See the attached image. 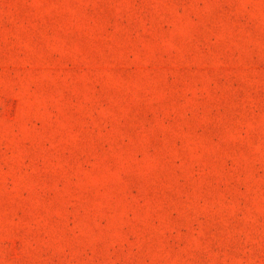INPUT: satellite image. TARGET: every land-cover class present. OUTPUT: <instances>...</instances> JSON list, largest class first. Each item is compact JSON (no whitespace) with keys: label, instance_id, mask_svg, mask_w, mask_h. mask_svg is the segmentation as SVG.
<instances>
[{"label":"rangeland","instance_id":"1","mask_svg":"<svg viewBox=\"0 0 264 264\" xmlns=\"http://www.w3.org/2000/svg\"><path fill=\"white\" fill-rule=\"evenodd\" d=\"M0 264H264V0H0Z\"/></svg>","mask_w":264,"mask_h":264}]
</instances>
